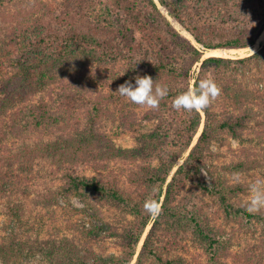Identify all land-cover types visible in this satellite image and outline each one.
<instances>
[{"label": "trees", "instance_id": "1", "mask_svg": "<svg viewBox=\"0 0 264 264\" xmlns=\"http://www.w3.org/2000/svg\"><path fill=\"white\" fill-rule=\"evenodd\" d=\"M4 1L0 0V5ZM161 2L175 18L186 24L196 39L206 47H249L257 39L258 34L248 31V24L214 21L219 12L201 18L199 15L198 17L191 15V19L187 21L182 7L187 5L188 0ZM213 3L216 7L222 4L230 12H236L238 8L239 11L248 8H242L243 3H230L229 0H213ZM258 4H261V1ZM21 5L23 7L17 10L16 20H13L8 31L5 35L2 34L3 37L0 39V73L6 64L21 65L22 69L20 73H14L1 81L0 145L9 136L19 135V131L24 135L23 133L29 129L49 128L53 134H58L57 137L36 144H24L18 147V151H13L15 157L29 166L37 159L53 158L57 167L85 165L116 158L130 157L135 161L137 167L130 172L128 179L135 188H138L140 200H135L131 192L117 183L107 187L102 175L89 176L77 173L74 168L64 173L66 184L63 192L67 195L77 194L91 206H95L93 197L103 198L106 195L114 204L133 213L137 221L129 225L124 235L125 252L128 257L135 254L146 226L153 220L139 255L140 264H190L181 255L165 256L158 252V248H166L165 242L170 241V239L161 241L159 237L166 235L171 229L176 233L179 225L183 224V217L187 216L194 221L196 233L204 240V250L212 264H226L230 234L213 235L202 226L196 216L184 212L178 203H174L175 194H178L185 179L195 182L199 188L219 200L229 216L243 218L249 223L255 220L264 231V211L250 213L246 211V206L230 199L228 193L242 190L241 186L225 185L222 180L210 186L201 177V167L206 163L207 157L204 145L211 137H216L213 133L216 127L212 126L215 117L210 113L211 108L205 109L207 113L205 128L185 163L180 165L173 175L161 201L165 181L176 159L170 160V155L165 156V152L162 153L163 139L172 137L174 142L186 148L197 133L202 117L201 112L175 110L171 106L172 100L190 86L191 68L200 60L205 50H201L190 38L182 35L161 12L154 0H36L28 8L24 0ZM251 15L243 14L247 17ZM0 18H4L2 8ZM261 18L264 24V16ZM5 19L8 20V16ZM53 50H56V53H53ZM14 52H18L19 56H14ZM120 58L129 60L125 81L134 82L137 74H148L154 80L158 79V82L169 85V94L161 101L159 108L149 109L143 115L146 119L152 117L162 119L161 125L151 133L153 142L150 147L157 150L158 165L141 162V153L136 148L120 147L109 134L97 129L99 117L95 116L85 126L71 121L64 114L62 107L72 106L73 100L79 96V89L70 90L71 93L64 96L63 106L57 103L58 108L63 110L62 114L56 108L53 109L48 101H33L37 93L46 92L48 86L71 75L75 66L83 62H104ZM260 58H264V47L251 56L239 59L210 55L202 60L194 87L201 78H209L207 70L210 66L220 69L229 64L249 65V62L258 61ZM106 68L111 71L109 65H106ZM97 73L106 77L110 74L106 69H101ZM64 88L66 90V86L61 88L62 94L65 93ZM260 99H263L262 95L256 93L251 100L258 102ZM225 106L226 104L224 108ZM10 109L19 110L16 112L13 110L14 113L9 115V111H12ZM249 109L251 107H246L250 112ZM92 110L94 115H99L101 111ZM249 112L225 117L218 123L219 130H228L237 135V132L249 123L251 118ZM166 113L169 119L165 116ZM120 120L121 126L128 129L139 119L134 110H127L121 114ZM250 166V161H239L228 164L226 168L236 172ZM154 188L156 191L153 193ZM150 195L161 203L160 211L154 219L153 215L144 209L145 200ZM12 213L15 221L23 220L21 209L12 210ZM16 233L18 232L11 233L8 242H0L2 264H21V259L29 253V249L32 250L33 246L31 247L29 239L19 240ZM158 234L156 241L155 236ZM97 235L95 232L86 233L84 240L87 241L81 242L83 245L68 237L52 238L45 240L41 248L53 264H90L91 260L98 264L106 259L89 245L90 239Z\"/></svg>", "mask_w": 264, "mask_h": 264}, {"label": "rangeland", "instance_id": "2", "mask_svg": "<svg viewBox=\"0 0 264 264\" xmlns=\"http://www.w3.org/2000/svg\"><path fill=\"white\" fill-rule=\"evenodd\" d=\"M22 1L24 0H5L0 5V9L2 8L4 11V18H0V39L3 37L2 34L5 35L8 31L9 26L14 22L13 20H16L17 10L23 7ZM229 1L230 3H243L241 7L248 8L242 11H239L238 8L236 12H230L222 4L216 7L213 0H188L187 5L183 6L182 10L187 21L191 19V15L196 17L199 15L201 18L207 15L213 16L219 12L217 17H214L216 19L214 21L248 24V31L258 34V38L264 29L261 18L264 16L262 13L264 1ZM260 1L261 4H258ZM34 2L36 0H25V6L31 7ZM248 13L252 15L250 17L243 16V14ZM6 16H8V20L5 19ZM181 24L189 30L186 24ZM182 35L185 34L182 33ZM194 44L201 50L203 49L196 43ZM251 47L252 45L239 47L243 49L234 50L230 53L243 54L250 51ZM263 47L264 40L261 42L258 51ZM52 52L56 53V50ZM14 53V56H19L18 52ZM209 55H214V53L205 51L200 60L193 64L189 81L191 87H194L202 60ZM245 57L248 56L233 59ZM248 64H229L220 69L210 66L207 70L209 78L215 79L221 86V93L210 106V113L215 117L212 126L216 127L213 129L216 137H211V140L205 143L204 151L207 157L206 163L201 167V177L210 186L221 180L224 181L225 185L241 186L242 190L232 194L229 192L228 195H230L231 200L244 206H247L249 198V185L257 178H264V58ZM106 65L110 66L111 71L106 68ZM128 65L129 60L127 58L104 62H83L75 66L71 75L63 78L60 82L56 81L52 85L46 86V92L37 93L33 97V101H48L53 109L56 108L61 114L64 110V114L71 121L78 122L83 126L87 125L95 116L99 117L96 123L97 129L109 134L120 147L136 148L141 153V162H151L158 165L157 150L155 151L150 147L153 142L151 133L161 125L162 119L158 117L143 118L145 111L155 109L135 105L116 92L127 78ZM101 69H106V72L110 73L109 76L99 75L97 71ZM21 71V65L6 64L0 73V88L2 87V80ZM186 85H188L187 82ZM63 86H66L64 94L61 91ZM70 90L80 91L79 96L73 100L72 106L65 108L63 106L65 103L64 96L71 93ZM256 93H260L263 99L253 102L251 99ZM55 103L62 104L63 110L58 108V104L56 106ZM224 104H226L225 108ZM246 107H251L250 112L246 110ZM92 109H101V111L99 115H94ZM10 110L12 111H9V115L19 109ZM13 110L15 111L13 112ZM127 110H134L139 119L132 123L128 129L121 126L120 120L121 114ZM200 112L202 115L200 127L186 148H182L181 145L174 142L172 137L163 139L162 153L165 152V156L170 155V160L176 159L165 181L161 201L164 199L165 191L173 175L178 167L185 163L205 128L207 113L205 110ZM245 112H249L251 115L250 121L237 132V135L228 130H219V121L227 116L243 115ZM165 116L169 119L167 113ZM10 121L11 119L8 122ZM47 131L48 134H46ZM18 134L17 136H9L0 145V242H8L11 233L18 232L16 235L19 240L29 239L31 247L33 246L32 250L29 249V253L21 259V264H53L51 260L47 259L41 248L45 240L68 237L75 240L79 245H83L81 242L87 241L84 240V235L95 232L98 235L90 239L89 245L106 259V261L98 264H140L139 255L153 220L146 226L137 244L135 254L128 257L125 252L126 240L124 235L129 225L137 221L134 214L125 207L114 204L113 200L106 195L103 198L93 197L92 201L95 206H91L83 201L81 196L74 193L67 195L63 192V187L66 184L64 173L68 169L74 168L77 173H85L89 176L102 175L107 187L117 183L131 192L135 200H140L138 188H135L128 179L130 172L137 167L136 162L129 157L91 162L78 166L71 164L65 165V167H57L53 158H41L32 160L33 162L29 166V164H23L15 157L18 147L53 139L58 134H53L49 128L29 129L23 133L24 135L20 131ZM239 161H250V168L236 172L226 168L228 164ZM174 203H178L184 212L196 216L202 226L213 235L230 234L226 264H264V231L257 221L253 220L249 223L243 218L229 216L219 200L189 179L184 180L182 188L179 189L178 194H175ZM16 207L18 210L21 209L23 219L21 221H15L12 213V210H17ZM156 215H153L152 218L154 219ZM183 219V224L179 225L176 233L171 229L162 237H159V234L155 236L156 241L159 237L161 241H164L162 239L167 241L170 239L169 242L173 243H166L165 240L166 248H158V252L165 256L181 255L190 264H212L204 250V240L196 233L193 226L195 225L194 221H191L188 216L183 217ZM188 220L191 223L187 222ZM2 263L3 261L0 259V264ZM89 263L96 264L94 260Z\"/></svg>", "mask_w": 264, "mask_h": 264}, {"label": "clouds", "instance_id": "3", "mask_svg": "<svg viewBox=\"0 0 264 264\" xmlns=\"http://www.w3.org/2000/svg\"><path fill=\"white\" fill-rule=\"evenodd\" d=\"M120 96L139 106L158 109L161 101L169 94V85L154 80L151 75L135 76L125 81L116 91ZM221 93V86L211 78H201L195 87L189 86L172 100V108L177 111L200 112L210 108ZM154 188L152 192L154 193ZM249 198L246 211L257 213L264 210V178H257L248 187ZM145 211L150 215L158 214L159 202L150 195L144 203Z\"/></svg>", "mask_w": 264, "mask_h": 264}, {"label": "water", "instance_id": "4", "mask_svg": "<svg viewBox=\"0 0 264 264\" xmlns=\"http://www.w3.org/2000/svg\"><path fill=\"white\" fill-rule=\"evenodd\" d=\"M154 1L156 2L158 7L160 8V10L168 17V19L171 21V23L173 24L174 27H176L183 34H185L189 38H191L194 43H196L197 45H199L203 49H205V51H207V53L210 51H213V50H220V51L223 50V51H225V53L221 52V55H218V56H223V57H227V58L249 56V55H251V54H253L259 50V48L261 47V42H263V40H264V29H263L260 36L256 39L255 43L252 45L250 51L243 53V54H237V55H235L234 53H226V52L230 51L231 49H239L240 50L241 48L206 47L204 44H202L201 42H199L196 39V37L194 36V34L190 30H188L178 20L175 19V17L172 15V13L169 11V9L161 2V0H154Z\"/></svg>", "mask_w": 264, "mask_h": 264}, {"label": "bare ground", "instance_id": "5", "mask_svg": "<svg viewBox=\"0 0 264 264\" xmlns=\"http://www.w3.org/2000/svg\"><path fill=\"white\" fill-rule=\"evenodd\" d=\"M241 49H243V48H241ZM241 49H240V50H241ZM234 50L238 51L239 49H231L230 51H228V52H226V53H230V52H232V51H234ZM210 52H211V51H210ZM212 52L214 53V55H221V52H222V53H225V51H223V50H221V51H220V50H213Z\"/></svg>", "mask_w": 264, "mask_h": 264}]
</instances>
